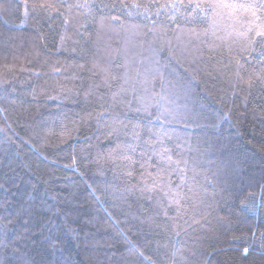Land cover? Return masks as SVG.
I'll return each instance as SVG.
<instances>
[{"label": "trees", "instance_id": "obj_1", "mask_svg": "<svg viewBox=\"0 0 264 264\" xmlns=\"http://www.w3.org/2000/svg\"><path fill=\"white\" fill-rule=\"evenodd\" d=\"M182 3L0 0V264H264V48Z\"/></svg>", "mask_w": 264, "mask_h": 264}, {"label": "snow or ice", "instance_id": "obj_2", "mask_svg": "<svg viewBox=\"0 0 264 264\" xmlns=\"http://www.w3.org/2000/svg\"><path fill=\"white\" fill-rule=\"evenodd\" d=\"M83 6V5H80ZM185 10L189 12V15L195 19L196 13L207 16L211 24L215 25L218 18H226L239 22L243 19L247 24L246 31L239 32L238 35L244 37L252 44H259L261 48H264V0H251L249 3L236 2V0H213V2H208V0H189V3H182L180 5ZM51 8L52 5H47ZM171 7H176L172 4ZM249 33H254V35H249ZM259 38V39H257ZM63 39V38H62ZM136 151V149H132ZM160 157L159 162L156 164L157 176L163 175L164 169L161 165L165 162H172V156L168 154V149L164 150V153H157ZM151 175V173L149 174ZM168 175H172L171 172ZM156 178L153 177V183H155ZM161 182L162 179H161ZM171 185V181H168ZM181 186L177 185L173 198L170 203L178 204L179 200V190ZM151 190V189H146ZM245 254L249 249H244Z\"/></svg>", "mask_w": 264, "mask_h": 264}]
</instances>
